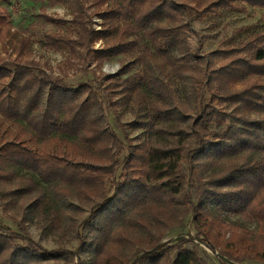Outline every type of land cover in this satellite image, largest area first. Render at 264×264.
I'll return each mask as SVG.
<instances>
[{
    "label": "trees",
    "instance_id": "obj_1",
    "mask_svg": "<svg viewBox=\"0 0 264 264\" xmlns=\"http://www.w3.org/2000/svg\"><path fill=\"white\" fill-rule=\"evenodd\" d=\"M48 1L67 5L72 19L43 17L70 24L75 35L46 33L47 47L98 69L125 56L132 61L124 73L139 70L110 75L103 86H71L38 62L17 59L33 36L15 31L0 11V40L12 38L18 54L10 65L0 59V115L19 124L17 139L0 134V186L16 181L0 194L20 229L0 225V264H209L192 240L163 243L190 216L222 259L264 263V31L207 54L186 35L194 20L264 9V0ZM127 104L137 116L129 126L142 132L136 142L121 120ZM109 112L125 137L109 125ZM26 133L31 139L21 138ZM36 140L65 150L38 152L30 145ZM46 190L59 205L48 213ZM73 197L92 205L83 221ZM33 217L62 238L74 235L78 247L46 249L28 231Z\"/></svg>",
    "mask_w": 264,
    "mask_h": 264
},
{
    "label": "rangeland",
    "instance_id": "obj_2",
    "mask_svg": "<svg viewBox=\"0 0 264 264\" xmlns=\"http://www.w3.org/2000/svg\"><path fill=\"white\" fill-rule=\"evenodd\" d=\"M8 11L11 15L13 29L23 36H33L34 44L29 52L17 58L18 54L15 48V42L12 38L6 39L5 42L0 40V59H3L9 65L16 58L20 61L34 60L38 62L41 68L50 76H61L67 84L78 86L82 83H90L94 86L105 85L110 75H119L127 77L139 70V66L129 69L128 73H124L123 67L132 61L131 58L119 56L107 61L102 69H98L95 63L89 64L87 67L81 64L78 60L69 56L68 49L58 50L49 48L45 45L44 35L46 33H62L73 34L70 29L71 25H59L48 22L43 14L51 15L60 19H72L70 10L67 5L55 4L48 0H1L0 11ZM89 12L93 8H89ZM95 28L99 29L101 19L94 16ZM193 31L186 32L188 42L193 49H198L203 54L210 53L216 49L227 46H238L256 33L264 31V9L247 7V11H233L223 9L220 14H210L203 16L192 22ZM223 43V45H222ZM103 41L95 44V48H101ZM123 71V72H122ZM179 88V85H176ZM122 123L127 125V134L134 142L141 137V130L133 129L129 124L137 119L133 112V104H127L120 108ZM108 123L122 137H125L126 131H123L114 115L108 113ZM19 124L11 123L4 120L0 115V134L5 135L8 139H17L19 132ZM23 139H31V134H23ZM30 145L38 152L51 153L65 150V146H60L58 143L36 140ZM19 174L29 177L31 174L26 171H20ZM42 186H45L38 177L35 178ZM16 186V181L0 186L3 189H10ZM46 187V186H45ZM46 192V202L43 207L48 213L51 209L57 210L59 205L55 202L48 190ZM69 201L75 205L81 206L84 210L80 221L89 217L92 205L90 202H85L77 197L70 198ZM7 208V199L0 194V225L10 227L11 229L20 232L18 224L14 217L19 219L16 210H5ZM233 220H238L241 224L250 230L258 231V225L254 222H248L243 219L233 217ZM44 222L39 217H33L26 222V226L32 238L40 243L46 249L66 248L75 250L78 247V240L74 235H69L62 238L56 233L47 231L44 228ZM181 238H186L197 243L202 248L204 256L208 259L209 264H232L222 259L217 252L212 251L205 242L197 235L194 228L192 217H188L182 226L171 229L163 240V243H176ZM78 262V258L76 259ZM49 264H71L64 261H50ZM235 264H264L260 262H245Z\"/></svg>",
    "mask_w": 264,
    "mask_h": 264
},
{
    "label": "built area",
    "instance_id": "obj_3",
    "mask_svg": "<svg viewBox=\"0 0 264 264\" xmlns=\"http://www.w3.org/2000/svg\"><path fill=\"white\" fill-rule=\"evenodd\" d=\"M229 263H232V262H229ZM232 264H235V263H232Z\"/></svg>",
    "mask_w": 264,
    "mask_h": 264
},
{
    "label": "water",
    "instance_id": "obj_4",
    "mask_svg": "<svg viewBox=\"0 0 264 264\" xmlns=\"http://www.w3.org/2000/svg\"><path fill=\"white\" fill-rule=\"evenodd\" d=\"M227 260V259H226ZM228 262H230L229 260H227Z\"/></svg>",
    "mask_w": 264,
    "mask_h": 264
}]
</instances>
